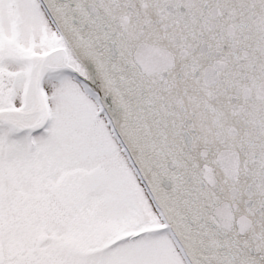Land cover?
Here are the masks:
<instances>
[{
    "label": "snow or ice",
    "instance_id": "6c2138e0",
    "mask_svg": "<svg viewBox=\"0 0 264 264\" xmlns=\"http://www.w3.org/2000/svg\"><path fill=\"white\" fill-rule=\"evenodd\" d=\"M0 264H264V0H0Z\"/></svg>",
    "mask_w": 264,
    "mask_h": 264
}]
</instances>
